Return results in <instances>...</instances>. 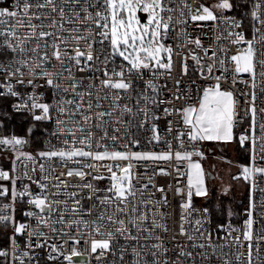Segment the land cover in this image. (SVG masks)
Listing matches in <instances>:
<instances>
[{
	"label": "snow or ice",
	"instance_id": "6c2138e0",
	"mask_svg": "<svg viewBox=\"0 0 264 264\" xmlns=\"http://www.w3.org/2000/svg\"><path fill=\"white\" fill-rule=\"evenodd\" d=\"M189 23L242 47L209 55ZM173 32L206 60L181 55ZM189 58L210 82L182 78ZM259 95L264 0H0V264H264ZM233 141L247 154L233 180L248 185V205L239 226L218 206L227 219L212 227L216 211L195 203L210 190L193 157L203 142Z\"/></svg>",
	"mask_w": 264,
	"mask_h": 264
},
{
	"label": "built area",
	"instance_id": "2783aa9c",
	"mask_svg": "<svg viewBox=\"0 0 264 264\" xmlns=\"http://www.w3.org/2000/svg\"><path fill=\"white\" fill-rule=\"evenodd\" d=\"M216 2V0H189V3H192L193 4V7L196 6L197 3H203L205 4L206 6H211L213 5L214 3ZM228 14H231V13H228ZM204 23V22H202ZM209 25L211 24V22H207ZM187 31L188 33L190 34V37L192 39H195L197 37H199L202 41V44L205 46V47H210V52H209V55L211 54V48H217V47H225L227 48L228 50V55H231L233 53H235L237 51V48L238 47H242V46H233L231 45L227 39H223L221 41H217L216 40V35L217 33L213 30H210L209 27H195L193 26L192 23H189L187 25ZM172 36H173V39L169 40L168 43L172 44L174 49H177L178 51H180L181 55H185L187 54L188 52L192 51V52H196L197 54L201 55L202 57V60H206L205 57H203V53L200 49H197L195 47V45H184L182 49L178 48V46L180 45V41L178 39H175V32L172 33ZM250 38V37H249ZM221 58H224V54L221 53ZM188 65H189V75L187 77H182L185 81L187 80H197V84H206L210 81H200L198 79V75L196 73V70H195V64H194V61H192L190 58L188 59ZM180 71V57L179 56H176L174 55V70H173V76L176 77V78H181L178 73ZM219 74V73H217ZM243 78H247L246 74L244 75ZM161 83H164V81H161ZM169 84L172 83L171 80L168 81ZM225 87H233L232 85H225ZM233 90L234 91H237V92H240V91H247V88L245 87V85L243 84H237L233 87ZM166 95V94H165ZM195 98V96H194ZM244 100H247V97H244L243 98ZM261 101H264V95H259L258 96V100H257V106L258 108L260 106H264L261 104ZM163 122L161 123V134L162 136L164 135V131H163ZM248 127V121L245 120L243 121L242 123H240L236 129V134L239 135V133L241 132V130L243 129H246ZM167 139H171V137H166ZM55 143V141H54ZM206 145L207 143L206 142H203L199 145H197L199 148H201L202 150H204L206 148ZM190 147V146H189ZM33 148L36 149V150H39V146L38 145H33ZM140 150H154V151H162V150H166V145L163 144V143H160L159 145H152V146H148V147H145V148H141ZM0 166H4V167H7L8 166V161L7 159L4 158V154H0ZM161 167H168V170L169 171H172V167L169 166V165H166L164 164V162H161L160 165ZM62 169L60 168H57V172L61 171ZM181 170H185V166L183 164H181ZM101 171H103V169H101ZM174 175V173H173ZM183 179V178H181ZM157 180V183L159 184H164L165 186L168 184V183H174V180H173V177L172 176H169V177H157L156 178ZM107 180H104V181H101L99 186L101 188L105 187L107 185ZM261 187H264V182L261 183ZM246 203H245V207H247L248 205V195H249V191H248V185L246 184ZM159 195V193H157V196ZM257 196H259V193H257ZM169 199L171 200L172 202V208L175 209V212L177 214V219H178V213H179V209L178 207H176V203H177V200L179 199L178 197L173 199L172 196L170 195ZM196 205L199 207V206H205L204 205V201H195ZM171 211V209L169 210ZM243 213H244V209L241 211V213L239 214V216L237 217V219H234V218H231L232 219V223L236 226H239L242 224V221H243ZM215 224H214V221H213V225L212 227H214ZM169 227L175 231L177 229V223H176V220H169ZM81 259H85L87 260V257H84V258H75V261H76V264H79V261ZM256 264H260L259 261L256 262Z\"/></svg>",
	"mask_w": 264,
	"mask_h": 264
},
{
	"label": "rangeland",
	"instance_id": "374dc122",
	"mask_svg": "<svg viewBox=\"0 0 264 264\" xmlns=\"http://www.w3.org/2000/svg\"><path fill=\"white\" fill-rule=\"evenodd\" d=\"M235 141L231 143H216L206 142L204 158L193 157L194 160H199L206 173V182L209 190H216L219 195H223V189L230 187V191L226 195L239 198L243 196L246 190V183L243 180H233V176L240 172L239 165L241 163L236 160ZM209 174H212L211 178ZM197 201H204L197 199Z\"/></svg>",
	"mask_w": 264,
	"mask_h": 264
},
{
	"label": "trees",
	"instance_id": "16d2710c",
	"mask_svg": "<svg viewBox=\"0 0 264 264\" xmlns=\"http://www.w3.org/2000/svg\"><path fill=\"white\" fill-rule=\"evenodd\" d=\"M236 160L241 164L248 163L247 154L239 149L236 142ZM246 203V191L243 196L236 198L235 196H221L216 190H210V197L207 201L204 200V205L216 211V215L213 217L214 224L220 223L221 221L226 220V216H222L218 209V206H222L224 208L230 207L235 215L232 217L237 219L241 211L244 209Z\"/></svg>",
	"mask_w": 264,
	"mask_h": 264
},
{
	"label": "water",
	"instance_id": "95a60500",
	"mask_svg": "<svg viewBox=\"0 0 264 264\" xmlns=\"http://www.w3.org/2000/svg\"><path fill=\"white\" fill-rule=\"evenodd\" d=\"M209 176L212 178L213 177V175L212 174H209Z\"/></svg>",
	"mask_w": 264,
	"mask_h": 264
}]
</instances>
